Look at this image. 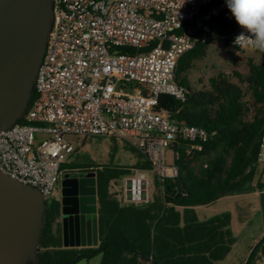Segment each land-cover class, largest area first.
I'll return each mask as SVG.
<instances>
[{"label": "built area", "instance_id": "obj_1", "mask_svg": "<svg viewBox=\"0 0 264 264\" xmlns=\"http://www.w3.org/2000/svg\"><path fill=\"white\" fill-rule=\"evenodd\" d=\"M214 1L53 0L35 98L23 123L0 131V172L37 188L45 200L56 198L61 175L71 171L63 166L76 151L69 138L109 137L141 151L151 165L149 172L133 169L121 180L119 200L149 203V173L159 179L178 175L171 146L200 145L209 136L155 110L161 95L185 99L175 69L185 53L210 39L199 33L200 24L222 15L236 23L230 45L255 49L247 41L234 44L244 30L226 0L210 6ZM256 163L264 165V132Z\"/></svg>", "mask_w": 264, "mask_h": 264}, {"label": "trees", "instance_id": "obj_2", "mask_svg": "<svg viewBox=\"0 0 264 264\" xmlns=\"http://www.w3.org/2000/svg\"><path fill=\"white\" fill-rule=\"evenodd\" d=\"M223 1L215 0L210 6ZM235 29L236 23L222 15L202 22L199 33L210 39L185 53L175 69V82L186 90L185 99L161 95L155 107L179 123L204 128L209 135L207 141L171 146L178 154L173 161L178 175L172 179L154 177L156 192L144 205L124 204L111 192L113 182L130 175L133 169L151 170L144 153L129 147L138 155L134 166L95 167L97 247H64L61 204L55 198L46 200L37 264H72L98 255L100 264H217L230 255L238 241L232 229V214L226 211L200 220L195 207L254 190L251 183L259 167L256 156L264 132V53L260 63L249 60L247 75L236 73L238 83L219 75L209 80V86L196 89L189 72L195 62L207 56L214 39L222 38L230 45ZM34 98L33 91L29 105ZM23 122L24 119L19 121ZM117 150L115 145L113 154ZM63 168L83 167L75 159ZM260 260L264 261V236L251 247L243 264H257Z\"/></svg>", "mask_w": 264, "mask_h": 264}, {"label": "water", "instance_id": "obj_3", "mask_svg": "<svg viewBox=\"0 0 264 264\" xmlns=\"http://www.w3.org/2000/svg\"><path fill=\"white\" fill-rule=\"evenodd\" d=\"M52 23L53 0H0V131L29 107ZM61 179L64 246L97 247L95 173ZM47 207L37 188L0 172V264H37Z\"/></svg>", "mask_w": 264, "mask_h": 264}, {"label": "rangeland", "instance_id": "obj_4", "mask_svg": "<svg viewBox=\"0 0 264 264\" xmlns=\"http://www.w3.org/2000/svg\"><path fill=\"white\" fill-rule=\"evenodd\" d=\"M249 60L260 63L263 54L257 49H240L228 45L223 39L216 38L209 45L207 56L195 62L193 69L189 72L191 84L196 89L209 86V80L219 75L228 77L231 81L238 83L236 73L247 75L249 73ZM249 100V97L246 98ZM75 145V153L72 161L77 159L85 169L95 171V167L115 165L120 167H131L138 161V155L129 149L128 145L119 141L101 136H89L85 140L69 138ZM117 145L118 150L113 154V147ZM172 153L168 152V163L172 164ZM150 190L152 195L156 192L154 177L148 174ZM261 177V176H260ZM264 183V176L262 178ZM121 180L113 182L111 192L119 199ZM61 190V189H60ZM264 190L263 187L255 188L251 194L242 198H230L222 200L217 205L209 207H197V213L201 220L211 217L215 212L232 210L234 212V232L238 238L232 248L230 255L217 264H243L248 256L251 246L256 245L259 234L264 229ZM59 192V187L57 188ZM101 255L89 260L82 259L72 264H100Z\"/></svg>", "mask_w": 264, "mask_h": 264}, {"label": "clouds", "instance_id": "obj_5", "mask_svg": "<svg viewBox=\"0 0 264 264\" xmlns=\"http://www.w3.org/2000/svg\"><path fill=\"white\" fill-rule=\"evenodd\" d=\"M226 4L244 30L235 38L234 44L247 41L264 53V0H226Z\"/></svg>", "mask_w": 264, "mask_h": 264}, {"label": "crops", "instance_id": "obj_6", "mask_svg": "<svg viewBox=\"0 0 264 264\" xmlns=\"http://www.w3.org/2000/svg\"><path fill=\"white\" fill-rule=\"evenodd\" d=\"M261 176V177H260ZM264 176V165L263 166H259L258 167V170L253 178V181L251 183L252 187H254V190L248 192V193H243V194H238V195H229V196H224L222 198H220L219 200H217L216 202H214L213 204H210V205H207L205 207H209V206H214V205H217L219 202H221L222 200H229L230 198H242L248 194H251L253 191H255V188H262L264 189V183L262 182V178ZM264 191V190H262ZM198 207H202V206H198ZM197 207H195V211H196V214L198 216V213H197ZM226 211H229L231 214H232V229H233V232H234V219H235V216H234V212L232 210H223V211H220V212H215V214H213L212 216L216 215V214H220L222 212H226ZM211 216V217H212ZM199 218V216H198ZM210 218V217H209ZM200 219V218H199ZM208 219V218H207ZM201 220V219H200ZM206 220V219H204ZM60 222H63V220L60 218ZM235 233V232H234ZM264 236V229L261 231V233L259 234V239L257 240V242H259V240ZM62 238H63V233H62ZM253 247V246H251ZM250 247V249H251ZM250 252V250H249ZM257 264H264V261L260 260L257 262Z\"/></svg>", "mask_w": 264, "mask_h": 264}, {"label": "flooded vegetation", "instance_id": "obj_7", "mask_svg": "<svg viewBox=\"0 0 264 264\" xmlns=\"http://www.w3.org/2000/svg\"><path fill=\"white\" fill-rule=\"evenodd\" d=\"M92 172H94L95 173V179H96V172L95 171H92V170H90V169H85V168H76V169H73V170H71V171H69V172H66L67 174H71L72 175V178L74 179H80V178H83V177H85L87 174H89V173H92ZM64 174V173H63ZM62 180V179H61ZM61 180H60V182H59V185H58V187H59V192H57V195H56V198L55 199H57L59 202H60V204H61V200L63 199V196H62V193H61V190L60 189H62V187H61ZM97 195V194H96ZM62 207V206H61ZM63 216H62V214H61V219L63 220ZM61 223V229L63 230V226H62V222H60ZM63 245H64V241H63ZM65 247V246H64ZM66 248H76V247H66Z\"/></svg>", "mask_w": 264, "mask_h": 264}]
</instances>
